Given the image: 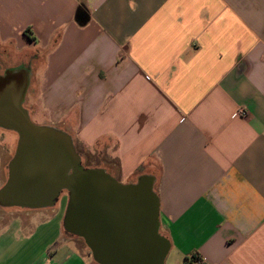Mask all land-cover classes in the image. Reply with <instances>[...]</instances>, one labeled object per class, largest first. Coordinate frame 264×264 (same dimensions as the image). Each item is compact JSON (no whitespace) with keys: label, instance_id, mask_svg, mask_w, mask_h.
Returning a JSON list of instances; mask_svg holds the SVG:
<instances>
[{"label":"crops","instance_id":"0c3cea01","mask_svg":"<svg viewBox=\"0 0 264 264\" xmlns=\"http://www.w3.org/2000/svg\"><path fill=\"white\" fill-rule=\"evenodd\" d=\"M14 68L30 119L90 167L154 177L174 264H264V0H0V74ZM11 214L0 264H92L63 210Z\"/></svg>","mask_w":264,"mask_h":264},{"label":"water","instance_id":"95a60500","mask_svg":"<svg viewBox=\"0 0 264 264\" xmlns=\"http://www.w3.org/2000/svg\"><path fill=\"white\" fill-rule=\"evenodd\" d=\"M28 88L23 68L0 74V127L17 136L0 187V205L40 209L68 195L63 226L83 239L98 264H164L170 244L159 232L154 177L121 183L100 167H84L72 138L34 123L22 102Z\"/></svg>","mask_w":264,"mask_h":264},{"label":"rangeland","instance_id":"374dc122","mask_svg":"<svg viewBox=\"0 0 264 264\" xmlns=\"http://www.w3.org/2000/svg\"><path fill=\"white\" fill-rule=\"evenodd\" d=\"M31 120L34 122V123H38L40 121V118L37 117V116H31ZM18 139V136L17 134L12 131V130H4V128L0 127V144H8L10 146H13L15 144V141ZM83 153H85L87 155L86 159H83L80 155V160H81V164L84 166V167H90L89 165L90 164H95L97 163L96 160L97 158H99V156H91L89 155L87 151L83 150L82 151ZM93 167H100V166H97V165H91ZM67 199H68V195H67V192L66 191H63L59 197L57 198V200L55 201V203L51 206H48V207H45V208H40V209H59V211H64L65 210V207H66V204H67ZM13 209H16L19 213L21 214H24L26 215V213H28L29 211H33L34 209H30V208H25V207H18V206H3V205H0V211L4 214V213H7V215H4V216H8V217H11L12 214L11 212L13 211ZM5 220V219H4ZM71 234V233H70ZM73 235L74 239L78 240L80 243V245H82L84 248V251L86 253L89 254V259L90 261H92V264H98L97 262H95L92 257H91V254H90V250L89 248L86 246L85 242L83 241L82 238L74 235V234H71ZM175 258L173 256V253L170 255V257H166V260H165V263L164 264H174V261ZM181 264V263H180Z\"/></svg>","mask_w":264,"mask_h":264},{"label":"trees","instance_id":"16d2710c","mask_svg":"<svg viewBox=\"0 0 264 264\" xmlns=\"http://www.w3.org/2000/svg\"><path fill=\"white\" fill-rule=\"evenodd\" d=\"M83 13H84V10H83L82 6H80V7H79V10H78V12H77V19H78L79 21L82 20ZM197 258H198V257H196V259H197Z\"/></svg>","mask_w":264,"mask_h":264},{"label":"built area","instance_id":"2783aa9c","mask_svg":"<svg viewBox=\"0 0 264 264\" xmlns=\"http://www.w3.org/2000/svg\"><path fill=\"white\" fill-rule=\"evenodd\" d=\"M236 114L237 115H244L245 114V109L244 108L237 109Z\"/></svg>","mask_w":264,"mask_h":264}]
</instances>
